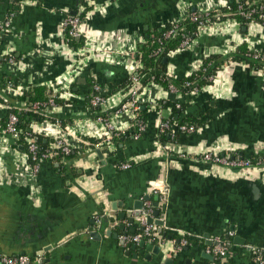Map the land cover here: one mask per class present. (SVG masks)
Returning a JSON list of instances; mask_svg holds the SVG:
<instances>
[{"label":"crops","instance_id":"1","mask_svg":"<svg viewBox=\"0 0 264 264\" xmlns=\"http://www.w3.org/2000/svg\"><path fill=\"white\" fill-rule=\"evenodd\" d=\"M237 1L0 0V25L10 21L0 33V71L8 82L0 97L8 102L29 86L51 90L63 103L34 121L33 132L48 147L62 137L72 149L68 156L41 161L35 172L30 154L2 133L11 105L0 102V258L28 255L45 264H212L208 249L222 237L231 245L226 264H256V253L264 254V166L232 167L201 158L205 153L230 160L264 158L261 65L239 58L243 45L246 59L264 53V28L243 26L229 16L198 27L187 48L169 51L168 62L163 60L168 85L155 81L153 74H163L157 69L139 79L143 132L136 123L140 113L135 117L125 107L133 88H123L137 74V52L149 32ZM76 15H83L75 38L81 45L73 46L61 22ZM232 48L238 57L205 77ZM202 70L201 79L188 81ZM204 79L208 83L202 85ZM95 84L106 100L99 108L91 103ZM166 100L176 102L180 118L197 127L178 131L171 109H160L159 102ZM99 117L119 131L109 147L85 144L93 139L98 145L104 138L107 122ZM165 120L173 127L162 131ZM161 132L169 136L167 142H161ZM125 163L128 169L122 168ZM140 202L154 221L164 222L165 238L158 234L156 242L146 240L161 246L163 255L120 245L121 235L139 232L140 221L132 219Z\"/></svg>","mask_w":264,"mask_h":264},{"label":"built area","instance_id":"2","mask_svg":"<svg viewBox=\"0 0 264 264\" xmlns=\"http://www.w3.org/2000/svg\"><path fill=\"white\" fill-rule=\"evenodd\" d=\"M258 4L256 8L253 7V5ZM236 9L232 11V7L230 5L226 6L224 9L219 10H209L204 11L198 14H193L189 18L198 23V27H205V26H212L215 25L216 22L221 21V19H224L225 17L233 14L238 15L243 18V20L247 21L249 25H255L258 24L261 27L264 28V0H239L237 3H235ZM260 12V23H256L254 20V16ZM232 19V18H230ZM235 19V18H234ZM184 21V20H183ZM81 18L79 16H67L65 17L61 22V29L65 33L66 36L76 38L80 36L79 29L81 25ZM238 22V21H237ZM174 24V23H172ZM10 25V21L4 22V24L0 25V33L3 32L5 29H7ZM175 31L171 30L168 33H166L164 36L169 38ZM191 44L190 38L187 37V35H183V41L180 44V48H187ZM233 49V48H232ZM236 49H233L230 53H234ZM160 53V51H157L156 54ZM229 53V54H230ZM253 61L263 62L264 63V53H257L252 54L250 57ZM13 58H9L8 62H13ZM2 63L1 53H0V66ZM261 73L264 78V65H261ZM132 81L136 84L135 88L132 89L130 93L129 100L124 104L125 107L130 109L137 117L138 112L141 108V101H140V84H139V74H135L132 77ZM140 85V86H139ZM187 86H190L189 83H187ZM94 91L96 92L95 96L92 98V105L94 107H101L105 105L106 100L102 96L101 88L99 85L93 86ZM169 91L172 93H176L177 89L175 86L170 85ZM55 98L57 96L50 95L49 100L47 103H35L33 105V109L35 111H39L41 114L42 112L47 111V109L55 107ZM123 105V106H124ZM9 113L7 118V123L5 127L2 130V133L5 136L10 137L13 144L16 145L19 140L18 131L16 128V125L18 123V117L11 113L12 108L10 106H7ZM178 107H180L178 105ZM99 120L107 122V132L105 133L104 138L102 141L96 145L98 147L105 146L109 147L113 144L114 137L119 134V131L111 124L108 123V121L105 119V117H99ZM138 131L143 132L145 130L144 124L141 121H138ZM173 127V123L171 121L165 120L162 121L160 124V128L162 131L170 130V128ZM178 131L182 132H191L192 128L186 127V126H180L178 128ZM28 149L29 153L31 155V160L33 162V169L35 172L39 170V164L43 160H48L49 158L57 157V156H68L71 153V147L69 143L66 142L62 137L55 139L53 143L51 144V147H47L45 149L41 148L35 139H33L32 136H30L28 139ZM86 145H90V143H86ZM205 162H210L214 164H221V165H227L232 167H254V166H264V158H251V159H242V160H230L228 157L221 156L219 154L214 153H205L202 158ZM129 164L125 163L122 165V168L128 169ZM151 210L149 207L147 208L146 212L143 213V215L140 218V229L139 232L134 234H123L120 236V241L123 242L125 245L129 246L132 244H139L142 241H151L154 238L157 237L158 233L156 228H154L152 225L148 224L147 217L150 215ZM183 244H188L187 240L183 241ZM213 245L210 246L208 249V252L213 255L215 260L217 262H214L212 264H226V258L228 255V250L230 247V243L225 241L222 237H215ZM255 263L256 264H264V254L261 252H257L255 256ZM0 264H45L43 262L42 258L39 257H31L28 255H21V256H12V257H6L3 256L0 258Z\"/></svg>","mask_w":264,"mask_h":264},{"label":"trees","instance_id":"3","mask_svg":"<svg viewBox=\"0 0 264 264\" xmlns=\"http://www.w3.org/2000/svg\"><path fill=\"white\" fill-rule=\"evenodd\" d=\"M244 1V0H243ZM255 1V0H254ZM232 7V11H234L236 9V5L235 4H231L230 5ZM258 6V4L256 3L255 5H253L254 8H256ZM225 10V9H224ZM260 12L258 11V13L254 16V20L256 23H260L261 19H260ZM83 15H79V17L81 18V20H83ZM231 18H235L238 20V22H240L243 26L244 25H248V22L243 20L242 17L238 16V15H229ZM227 16V17H229ZM226 18V17H225ZM198 23L192 21L190 18L178 22V23H174V24H168L167 26H165V28H163L162 30H158L155 32H149V37L147 39V42L143 45H141L139 47V50L137 52V60L139 61V69L137 71V73L139 74V79L141 76H145L149 73H151L153 70L157 69V70H161L163 72V74L160 73H156L153 74L155 81L160 83L162 86H164L165 84L168 85V83H170L171 81L167 78V80L165 79L164 74H166V65L164 64L163 60L164 58L167 56L169 51H173L175 49H177L180 44L183 41V35H187V37L190 38V41L192 42L197 34L198 31ZM174 30L175 32L169 37H165L164 35L166 33H168L169 31ZM71 45L73 46H78L81 45V43H77L75 38L72 39L71 41ZM157 51H160V55L156 54ZM244 54H246V48L244 47V45L240 48L239 51V55L243 56ZM211 62L210 61H206L204 64V69H208L211 66L209 65ZM254 65V64H253ZM255 67L259 68L260 66L255 64ZM214 72V71H213ZM205 71H200L199 73H197L196 75L192 76L189 78L188 81H196L198 79H201L202 76L204 75ZM167 81V82H166ZM183 82L182 81H178L177 84L181 85ZM208 83V79H204L202 81V85H205ZM8 84L6 78L4 77V75L2 74V72L0 71V91L4 90L5 86ZM124 89H129V88H135V83L134 81H132V79L128 80L125 82ZM179 91L181 92V90L179 89ZM51 94V90L47 89L44 86H29L27 88V90H25L20 96L18 97H10L11 99L7 102L6 100H4L2 97H0V102L2 103H9L11 105V113L15 114L18 117V123L16 125L17 131H18V135H19V140L17 143L18 148H23V150H25L26 152L29 153V149H28V141L27 139L32 136L33 139L37 138V144L45 149L48 147V143H44L43 138H41L40 136L36 135L33 132L32 129V124L34 121H41L43 120V115L39 112V111H35L33 109V105L35 103H47L49 100V96ZM55 100V105L57 104H61L63 103L58 97L54 99ZM159 106L160 109H171V119L172 121H174L175 123H177V125L179 126H196L197 127V122H192L191 120H184L180 118V112L179 109L176 107L177 104L176 102L170 101V100H166V101H160L159 102ZM140 117H137L136 119V123H138V121H142L144 123L143 120V115H144V111L141 110L140 108ZM8 118V117H7ZM7 118L6 121L2 122L3 128L5 127L6 123H7ZM170 119V120H171ZM138 125V124H137ZM137 125L135 126V128H137ZM161 142H167L169 140V136L164 133L161 132L160 136H159ZM85 142H89L91 145L96 146V144L99 142L97 140H93V139H86L84 140ZM30 154V153H29ZM30 160H31V155H30ZM32 162V160H31ZM33 163V162H32ZM154 242L157 241V238L153 239ZM215 262H217L215 260Z\"/></svg>","mask_w":264,"mask_h":264},{"label":"water","instance_id":"4","mask_svg":"<svg viewBox=\"0 0 264 264\" xmlns=\"http://www.w3.org/2000/svg\"><path fill=\"white\" fill-rule=\"evenodd\" d=\"M244 31L246 30V29H243ZM238 54H236V53H230V54H228V55H226V56H224L223 57V59H221V60H219V61H217L212 67H211V69L206 73V76L205 77H207L209 74H210V72H213L216 68H218L220 65H222L223 63H225L226 61H228L229 59H233V58H236V57H238L237 56ZM239 58H241L243 61H245V62H247V61H252L253 63H255V64H259V65H264V63L263 62H258V61H253V60H249V59H246L244 56H239ZM168 59H165L164 60V62H168L167 61ZM0 95H2V92L0 91ZM46 113V111L45 112H42V114H45ZM104 113H100V115H103ZM97 154L99 155V157L101 158V159H103V154H102V152H101V150L99 149V150H97ZM189 160V159H188ZM155 198L157 199V200H159V198H160V195H156L155 196ZM135 210H138V212L137 213H135V215H134V217H133V219L132 220H138L137 222L139 223V220H140V218H141V216H142V214L143 213H145L146 212V208L144 209V207H143V202H140L138 205H136V207H135ZM108 214H106V216L104 217V220L105 221H109V217L107 216ZM147 222H148V224H150V225H152V224H155L157 227H158V229H157V233L159 234V235H161L163 238H165V233L163 232V225H164V222H162V221H154V219L152 218V216L151 215H149L148 217H147ZM93 238H96V236L94 235V236H92ZM227 238H228V236H227ZM238 238V237H237ZM120 245L121 246H123V245H125L123 242H120ZM155 244L153 243V244H150V243H146V241H142V242H140L139 244H136V245H134L133 247H132V249H137V248H144V249H146L147 251H153V253L155 254V255H163V251H162V247L161 246H159V245H157V246H154ZM231 246V245H230Z\"/></svg>","mask_w":264,"mask_h":264}]
</instances>
